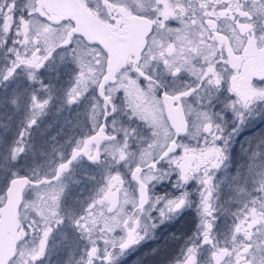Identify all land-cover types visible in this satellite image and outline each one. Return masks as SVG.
<instances>
[{"label":"flooded vegetation","instance_id":"af4514ba","mask_svg":"<svg viewBox=\"0 0 264 264\" xmlns=\"http://www.w3.org/2000/svg\"><path fill=\"white\" fill-rule=\"evenodd\" d=\"M31 1L0 0V94L11 85L28 97L32 86H40L28 107L31 116L23 122L31 129L45 124L40 118L52 110L49 102L57 87L63 101L60 124L78 128L80 135L62 160L58 154L33 157V172L24 176L50 178L89 138L97 135L101 141L90 143L57 182L42 185L68 180L58 217L49 227L28 228L22 221L27 192L42 186L24 192L19 239L9 264H110L112 258L114 264H134L141 254L149 258L144 246L155 237L159 264H264L260 176L247 179L253 201H230L226 192L213 200L207 178L193 175L196 148L182 147L207 139L198 126L210 134L221 127L250 128L226 154L235 171L244 165L240 147L245 137L257 133L253 142L263 140L264 0H78L106 27L94 42L44 0ZM12 60L16 66L5 73ZM250 111L259 121L252 118L245 125ZM178 113L184 122L174 126L169 115ZM160 114L163 120L154 122ZM160 123L168 128L167 142ZM21 135L17 159L24 150L26 133ZM67 136L69 141V131ZM230 137L215 134L213 139L222 143ZM108 174L109 180L103 179ZM103 190L113 215L109 239L77 223L93 197L101 207ZM169 200H176L173 207H167ZM150 217L158 224L153 236L137 240L149 229ZM10 245L8 232L4 253Z\"/></svg>","mask_w":264,"mask_h":264},{"label":"rangeland","instance_id":"374dc122","mask_svg":"<svg viewBox=\"0 0 264 264\" xmlns=\"http://www.w3.org/2000/svg\"><path fill=\"white\" fill-rule=\"evenodd\" d=\"M31 1V0H30ZM31 2H34L32 0ZM35 34V31H34ZM34 35L31 33L29 34V38H32ZM77 45L78 42H77ZM49 47H46V51H48ZM46 52H41L42 55H44ZM70 53H73L71 51ZM30 57H26L25 59H29ZM33 63V59H31ZM11 63V64H10ZM17 64L16 60H12L9 62V65L5 67V73H8L13 67H15ZM38 65V62L35 63ZM27 72L32 70L30 67L24 68ZM79 87H76L73 90L72 95L76 97V93L78 91ZM250 117L245 118L244 122L245 125L248 124L250 120L256 121V118L258 117L257 114L253 113L252 111L249 112ZM199 115V114H198ZM256 116V117H255ZM162 115L160 114V117L154 118V122L162 121ZM259 118L257 121H259ZM161 126L166 128L167 133H164V141L167 142V140L170 138V135H168V128L165 124L160 123ZM250 128H241V129H226L224 127L213 129V133H208L207 131L201 129L200 126L197 127V132L199 135L203 134L205 137H207L206 140H203L197 144L192 143H186L183 144L182 147L184 148H196V155L193 160L192 168L196 172H193V175L195 176L197 173H199L198 179L207 178L208 185H210V189L212 188L215 197L213 200H220L221 194L223 192H226L227 199L230 201H253V188L251 187L249 189L247 179L249 177L253 180V176L258 175L260 176V180L257 183L262 185V191L264 192V135L263 140H260L258 142H253L254 138L257 136V133H251V135H248L244 139V147H240L241 152H244V165H239L235 171H233V165L231 163V156L228 158L226 157V154H229L236 146V140L239 137V135ZM24 133H29V129L23 128ZM258 132V131H257ZM23 133V132H22ZM224 133H229V136H231L229 139H224L222 143H217L213 137L215 134L217 135H223ZM253 142V143H252ZM22 141H19V144L15 146L14 152L12 153L13 160H17V156L19 153V150L21 149ZM65 157L64 152L58 153V159L62 160ZM57 166L54 164L52 166V169L50 170L49 175L54 173ZM38 168V166H37ZM260 169V170H259ZM247 176V178H242V176ZM14 177H17V172L14 173ZM110 175H105L103 179L109 180ZM67 179L64 177L60 182L53 184L51 186H42L39 188H30L27 192L23 204V210H22V221L26 224V226L29 228L32 227H42L47 228L52 224V221L55 217H58L56 214L59 213V209L61 206V199H63L65 193L67 192L68 184ZM223 186L225 189H223ZM230 186V188H228ZM207 187V185L205 186ZM105 190V188H104ZM102 191L100 193V199H101V207H98L96 198H94L91 194V197H89V200L92 199V202L89 201V205L84 208V219H78L77 223L82 228V225H89L90 228L96 229L102 234V238L109 239V233H110V222L113 217V215H110L108 212L109 203L107 198L103 197L106 194V191ZM208 190V189H207ZM207 193L206 190L202 191V197ZM229 193V194H228ZM6 201V196H2L0 198V202ZM88 201V200H87ZM68 202L70 203V206L73 205L72 196L68 198ZM176 200H169L167 203V207H173ZM171 212V209H169ZM102 213V217H99V214ZM163 211L161 210V213H159V216H161ZM166 212L165 214H167ZM69 214V213H68ZM65 214L66 217L74 216V214L68 215ZM161 214V215H160ZM79 215V214H78ZM77 215V216H78ZM81 216V215H80ZM100 219V220H99ZM98 220L100 222V225L97 226V228L94 226L95 222L98 223ZM155 218L150 217L148 219V223L146 225L149 226V229L146 231H141L137 237V240H144L147 238H150L153 236L154 231L156 230L158 224L154 222ZM29 235V230L27 232ZM20 252L24 253V249H21ZM115 258L111 259L110 264H114Z\"/></svg>","mask_w":264,"mask_h":264},{"label":"trees","instance_id":"16d2710c","mask_svg":"<svg viewBox=\"0 0 264 264\" xmlns=\"http://www.w3.org/2000/svg\"><path fill=\"white\" fill-rule=\"evenodd\" d=\"M39 92V85L32 86L28 91L29 98L23 97L24 92L16 93L14 86L9 85L4 87L0 94V195L6 192L10 181L14 178V173L24 176L33 172L29 165L33 157L37 156L38 160H42L49 154L54 156L64 152L68 144L79 138L78 128L66 129L60 124L63 121V101L58 99L57 87H55V94L49 102L52 110L43 113L40 118L45 124L27 128L29 133H26L23 139L24 150L17 160H13V150L19 144L22 132L24 133L23 122L31 116L28 107L32 103V94L38 95ZM67 131H69V141H67ZM20 162L23 164L21 167ZM144 247L150 250L149 258L145 259V256L140 253L134 264H159L158 237L148 241Z\"/></svg>","mask_w":264,"mask_h":264},{"label":"water","instance_id":"95a60500","mask_svg":"<svg viewBox=\"0 0 264 264\" xmlns=\"http://www.w3.org/2000/svg\"><path fill=\"white\" fill-rule=\"evenodd\" d=\"M41 3H46L48 9H53L57 13L63 14V20H71L75 25L74 31L84 35L88 41L94 42L96 41V35L98 36L100 33L102 36V32L105 33L106 27L104 23L92 12L88 11L78 0H44ZM101 39L104 38L101 37ZM169 118L174 126L184 122V116L180 113L177 114L176 118L170 115ZM100 141L97 135L89 138L85 143V147L83 149H75L69 161L59 165L56 174L50 178L43 177L35 180L28 176H17L10 181L5 194V204L0 208V264H9L10 259L14 255L15 245L19 239V216L24 192L30 187H39L57 182L77 156L86 153L90 143L96 142L99 144ZM8 232L11 234V245L9 252L4 253V240Z\"/></svg>","mask_w":264,"mask_h":264}]
</instances>
